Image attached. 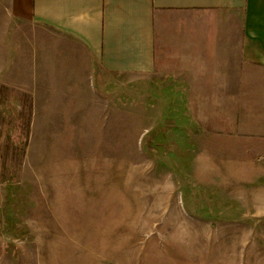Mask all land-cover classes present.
Returning a JSON list of instances; mask_svg holds the SVG:
<instances>
[{
	"label": "rangeland",
	"instance_id": "1",
	"mask_svg": "<svg viewBox=\"0 0 264 264\" xmlns=\"http://www.w3.org/2000/svg\"><path fill=\"white\" fill-rule=\"evenodd\" d=\"M22 36L0 44V264H158L203 251L207 233L245 250L264 235L244 224L264 146L218 141L215 99L155 98L130 75L57 98ZM228 211L241 224L199 222Z\"/></svg>",
	"mask_w": 264,
	"mask_h": 264
},
{
	"label": "crops",
	"instance_id": "2",
	"mask_svg": "<svg viewBox=\"0 0 264 264\" xmlns=\"http://www.w3.org/2000/svg\"><path fill=\"white\" fill-rule=\"evenodd\" d=\"M17 34L39 51L33 80L57 98L130 75L155 98L215 99L218 141L264 146V0H0V44ZM253 205L244 224L264 226V197ZM206 215L205 226L241 224ZM233 236L201 235L203 251L158 264H264V235L249 233L246 250Z\"/></svg>",
	"mask_w": 264,
	"mask_h": 264
}]
</instances>
